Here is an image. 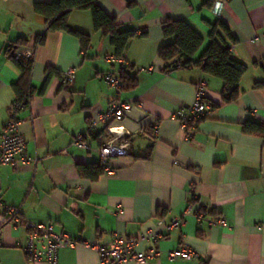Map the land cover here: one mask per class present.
I'll return each instance as SVG.
<instances>
[{
  "label": "crops",
  "instance_id": "crops-1",
  "mask_svg": "<svg viewBox=\"0 0 264 264\" xmlns=\"http://www.w3.org/2000/svg\"><path fill=\"white\" fill-rule=\"evenodd\" d=\"M50 1L0 0V134L19 92L31 94L19 115L26 150L37 158L0 163V264H100L99 253L84 245L62 247L54 263L30 261L23 249L27 222L53 223L57 232L102 243L154 230L159 239L141 247L158 246L162 254L145 264H264V136L243 131L249 121L264 125V86L256 85L264 81V0H224L220 17L212 10L217 0H98L121 29L137 32L122 57L95 28L90 9H75L68 18L70 27L91 36L86 50L78 36L47 30L34 4ZM168 18L188 21L204 37L196 61L212 26L218 19L227 23L237 39L232 55L248 65L236 100L226 101L224 81L200 66L169 71L159 55L174 40L163 33ZM12 44L34 45L27 74L10 56ZM69 67L77 70L73 83L64 80ZM122 67L137 83L117 94L105 75L119 76ZM50 69L56 73L45 86ZM202 82L216 106L188 135L173 114L195 100ZM116 98L144 103L112 121L130 133V152L112 156L98 178L83 176L80 165L103 163L101 137L91 151L75 138ZM10 206L20 213L6 220ZM220 217L224 224H212ZM174 218L182 225L166 233ZM181 246L195 249L202 261L170 259L169 251Z\"/></svg>",
  "mask_w": 264,
  "mask_h": 264
},
{
  "label": "built area",
  "instance_id": "built-area-1",
  "mask_svg": "<svg viewBox=\"0 0 264 264\" xmlns=\"http://www.w3.org/2000/svg\"><path fill=\"white\" fill-rule=\"evenodd\" d=\"M225 7L224 0H217L213 6V12L221 16ZM34 45L26 46L18 50L15 59L21 60L27 65L34 59ZM177 68H181L180 65ZM77 70L69 67L64 71V80L73 83L76 78ZM107 83L119 94L122 91V79L112 73L105 75ZM142 101L124 100L116 98L104 111H97L92 114L87 130L76 136L74 144L87 151L93 150L92 140L101 137L99 147L102 161L107 165L109 159L116 155H126L130 152V134L124 125H113L112 121L122 119L127 111L134 107H142ZM215 101L207 96L206 83L198 85L196 98L191 104L183 105L176 109L174 118L177 119L188 131V135L196 128L198 122L212 112ZM26 106L23 102L16 100L11 108V116L4 123L0 134V163L5 165L18 166L21 164H34L37 158L30 155L26 150V137L22 132L23 120L19 113ZM1 204V202H0ZM18 207H6V220L15 218L19 215ZM203 215L201 214V217ZM181 218H174L166 224V233L180 228ZM223 218H218L212 224H224ZM28 239L23 249L29 260L32 262L47 261L56 262L59 250L62 247L75 248L84 245L94 249L99 253L100 264H124L138 263L145 264L161 256L162 250L158 246L142 248L141 245L147 241L156 242L160 234L154 230L147 233H138L134 236L116 234L109 243H102L99 239L94 241L77 239L66 232H57L53 223L34 224L27 222ZM170 259H185L202 261L201 255L192 247L181 246L169 251Z\"/></svg>",
  "mask_w": 264,
  "mask_h": 264
},
{
  "label": "trees",
  "instance_id": "trees-1",
  "mask_svg": "<svg viewBox=\"0 0 264 264\" xmlns=\"http://www.w3.org/2000/svg\"><path fill=\"white\" fill-rule=\"evenodd\" d=\"M75 9L91 10L95 28L110 36L116 54L120 57L124 55L129 40L137 35L135 30L121 29L118 19L110 16L98 4V0H55L36 2L34 4L35 12L45 17L47 30H65L78 36L82 43V49L86 50L90 46L91 36L73 29L68 23L69 15ZM220 30L225 33V36L221 35ZM163 33L166 38H174L172 42L163 45L159 51V55L166 62L167 68H170V70L168 69L169 71L176 69L178 65L181 68L200 66L204 72L219 77L224 81V98L226 101L230 102L238 98L240 82L248 70V65L233 57L231 44H236L237 39L225 21L218 19L212 26L210 34L212 39L204 49L201 58L197 61L194 58L203 46L204 37L188 21L168 18L163 23ZM45 37L46 33L38 35L35 40V46L43 43ZM28 42L27 40L26 44ZM19 49L21 48H17L16 44H12L9 53L27 74L32 68L33 60L24 65L21 60L15 59V54ZM55 73V70L50 69L45 86ZM119 77L123 82L122 90L131 88L137 83V77L129 73L124 67L120 69ZM256 85L264 86V81H258ZM30 96L31 94L29 93L23 94L19 92L17 100L27 106L30 102ZM243 131L248 134L264 136V125L249 121L243 125ZM105 166V163H90L88 165H80L79 170L83 176L96 179L104 172Z\"/></svg>",
  "mask_w": 264,
  "mask_h": 264
}]
</instances>
